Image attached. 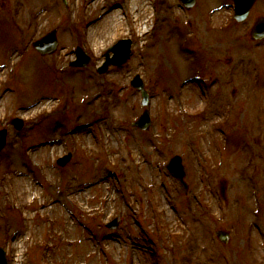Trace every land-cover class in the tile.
<instances>
[{
	"label": "rangeland",
	"instance_id": "obj_1",
	"mask_svg": "<svg viewBox=\"0 0 264 264\" xmlns=\"http://www.w3.org/2000/svg\"><path fill=\"white\" fill-rule=\"evenodd\" d=\"M122 1L0 0V245L9 264H261L264 40L248 32L264 0L244 22L230 0H197L189 11L148 0L145 31L126 15L125 31L96 48L99 17ZM54 27L58 47L41 56L31 42ZM120 38L131 40L127 62L97 73ZM76 45L91 55L83 69L68 65ZM136 73L151 96L147 130L130 125L143 110L129 83ZM173 154L184 184L166 166Z\"/></svg>",
	"mask_w": 264,
	"mask_h": 264
},
{
	"label": "water",
	"instance_id": "obj_2",
	"mask_svg": "<svg viewBox=\"0 0 264 264\" xmlns=\"http://www.w3.org/2000/svg\"><path fill=\"white\" fill-rule=\"evenodd\" d=\"M195 0H181L187 7H190L194 4ZM234 1V12H235V18L238 21L244 20L248 13L249 10L255 0H233ZM250 35L252 39H259L264 37V17H258L257 20L255 21L254 25L252 26L250 30ZM55 32L52 31L45 36H43L40 39H37L36 41L34 40L33 46L37 50L40 51L42 54L50 53L52 52L56 45H57V40L55 39ZM126 43V44H124ZM111 50L113 51V56L108 57V51ZM106 52V59L101 67H99L98 71L99 72H104L108 67L109 63L113 64H121L124 63L127 59V57L130 54V48H129V41H123L120 40L118 44L113 45L111 48ZM76 55L77 60H74L71 62L73 65H86L90 58L89 56L85 55L82 50L78 47L76 49ZM131 84L137 88H139L142 92V97H143V103H147V93L145 89L143 88V83L141 79L139 78L138 75L134 76V78L131 80ZM16 127L20 128L22 126V121L20 119H14L12 121ZM150 124V118H149V113L147 110H144V112L141 114V116L138 118L136 122L133 123V125H136L140 128L146 129ZM6 142V130L3 129L0 131V150L3 148ZM71 154L68 153L67 155H64L63 157L58 159V163L60 165H64L67 163V161L70 159ZM169 169L171 172L178 178L182 179L184 171H183V166L181 164V157L179 155H174L168 164ZM220 239H224L223 233L221 231L218 232ZM0 264H7L6 260V255L5 251L0 247Z\"/></svg>",
	"mask_w": 264,
	"mask_h": 264
},
{
	"label": "bare ground",
	"instance_id": "obj_3",
	"mask_svg": "<svg viewBox=\"0 0 264 264\" xmlns=\"http://www.w3.org/2000/svg\"><path fill=\"white\" fill-rule=\"evenodd\" d=\"M147 2L148 0H123L120 3H113L108 9L105 8L98 20L106 16L107 18L104 20L106 25L102 27L103 30H101L96 35L95 32L97 30L92 31V40L96 48L100 45V47L104 46L106 43H109L111 40L117 37V35L125 31V23L123 18H127L126 15H128L132 20L134 29H137L139 32L145 31V29L142 28L141 23H143L142 19L147 14ZM96 6H98V3ZM98 20H96L94 23H96ZM107 29H109V31H107ZM49 202H40V205L44 207L43 210H45V207H48L47 205H49ZM15 248L16 247L14 245V252H16Z\"/></svg>",
	"mask_w": 264,
	"mask_h": 264
},
{
	"label": "flooded vegetation",
	"instance_id": "obj_4",
	"mask_svg": "<svg viewBox=\"0 0 264 264\" xmlns=\"http://www.w3.org/2000/svg\"><path fill=\"white\" fill-rule=\"evenodd\" d=\"M263 214H264V210H263ZM263 222H264V219H263ZM264 232H263V229H262V234H263ZM262 236H264V235H262ZM263 257H264V255H263ZM261 264H264V258H262V263Z\"/></svg>",
	"mask_w": 264,
	"mask_h": 264
}]
</instances>
